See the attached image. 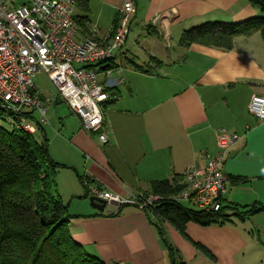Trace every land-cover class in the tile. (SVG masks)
Listing matches in <instances>:
<instances>
[{
    "label": "crops",
    "instance_id": "1",
    "mask_svg": "<svg viewBox=\"0 0 264 264\" xmlns=\"http://www.w3.org/2000/svg\"><path fill=\"white\" fill-rule=\"evenodd\" d=\"M125 1L78 0L77 37L95 24L97 39L107 41ZM129 1L127 37L110 63L115 70L108 79L100 76L114 94L103 106L107 142L86 132L58 94L40 92L45 111L55 103L50 119H57L50 132L42 126L51 159L63 166L55 175L56 193L73 216L67 223L72 239L106 263L171 264L155 216L113 203L99 212L88 204L85 188L151 193L155 183L203 166L223 128L239 136L223 164V205L232 213L233 206L244 212L264 204V120L247 110L252 94H264V38L260 32L236 37L229 50L180 43L193 26L262 13L249 0ZM162 222L176 264H264V211L208 226L188 221L182 231Z\"/></svg>",
    "mask_w": 264,
    "mask_h": 264
},
{
    "label": "built area",
    "instance_id": "2",
    "mask_svg": "<svg viewBox=\"0 0 264 264\" xmlns=\"http://www.w3.org/2000/svg\"><path fill=\"white\" fill-rule=\"evenodd\" d=\"M16 1L0 0V115L11 128L36 134L30 114L39 111L42 124L46 111L33 77L43 72L82 128L99 133L101 143H106L103 106L112 97L100 76L108 79L115 70L110 63L125 43L133 2L121 6L111 35L103 42L96 37L95 24L77 37L76 0H25L15 6ZM247 110L264 120V94H252ZM238 139L237 134L218 129L216 152L206 154L203 166H188L184 186L169 198L197 210H220L228 181L223 164ZM88 194L119 208L133 206L149 213L161 198L154 193H111L97 185H89Z\"/></svg>",
    "mask_w": 264,
    "mask_h": 264
},
{
    "label": "trees",
    "instance_id": "3",
    "mask_svg": "<svg viewBox=\"0 0 264 264\" xmlns=\"http://www.w3.org/2000/svg\"><path fill=\"white\" fill-rule=\"evenodd\" d=\"M249 2L260 9L261 16L240 22H204L186 29L180 43L229 50L236 37L260 32L264 38V0ZM30 117L36 123V134L0 126V264H115L88 254L72 239L67 223L73 216L56 193L55 175L63 166L51 159L44 128L33 114ZM180 180L183 176L155 183L151 192L161 196L151 214L158 219L155 225L171 264H176V253L165 238L162 221L182 231L188 221L208 226L230 221L232 215L245 218L264 211V204H258L244 212L233 206L234 212L229 213L222 200L218 211L185 207L169 198L184 186ZM85 189L88 198V187Z\"/></svg>",
    "mask_w": 264,
    "mask_h": 264
},
{
    "label": "rangeland",
    "instance_id": "4",
    "mask_svg": "<svg viewBox=\"0 0 264 264\" xmlns=\"http://www.w3.org/2000/svg\"><path fill=\"white\" fill-rule=\"evenodd\" d=\"M33 82L37 89L44 94L46 97L55 98L57 96V91L55 87L52 85V83L48 80L47 76L43 72H38L33 77ZM57 106L60 107L61 110H66L67 107L64 103H57ZM46 107V122L44 123V127L46 128V131L50 132V129L52 130V120L55 124H57V119L53 118L50 119L51 113L53 111V108L55 107V103L52 106H45ZM34 117L37 121L41 123V114L39 111H35L33 113ZM0 126L5 128L6 130H10V125L6 118L3 115H0ZM88 199V198H87ZM88 204L89 201H87ZM91 205V204H90ZM194 209V208H192Z\"/></svg>",
    "mask_w": 264,
    "mask_h": 264
},
{
    "label": "water",
    "instance_id": "5",
    "mask_svg": "<svg viewBox=\"0 0 264 264\" xmlns=\"http://www.w3.org/2000/svg\"><path fill=\"white\" fill-rule=\"evenodd\" d=\"M88 201L91 204V206L93 208H95L97 211L99 212H104L106 205H107V201L103 200V199H99L97 197L94 196H89L88 197Z\"/></svg>",
    "mask_w": 264,
    "mask_h": 264
}]
</instances>
